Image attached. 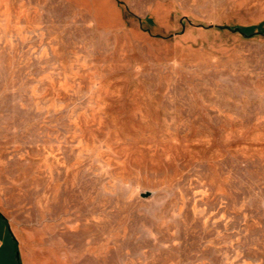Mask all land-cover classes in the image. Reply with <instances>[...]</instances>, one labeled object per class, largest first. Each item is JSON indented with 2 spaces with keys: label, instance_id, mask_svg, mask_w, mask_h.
<instances>
[{
  "label": "rangeland",
  "instance_id": "374dc122",
  "mask_svg": "<svg viewBox=\"0 0 264 264\" xmlns=\"http://www.w3.org/2000/svg\"><path fill=\"white\" fill-rule=\"evenodd\" d=\"M0 264H264V0H0Z\"/></svg>",
  "mask_w": 264,
  "mask_h": 264
},
{
  "label": "trees",
  "instance_id": "16d2710c",
  "mask_svg": "<svg viewBox=\"0 0 264 264\" xmlns=\"http://www.w3.org/2000/svg\"><path fill=\"white\" fill-rule=\"evenodd\" d=\"M254 31V28L253 27H250V28H247L246 32H244V36H248L250 35L252 32Z\"/></svg>",
  "mask_w": 264,
  "mask_h": 264
}]
</instances>
